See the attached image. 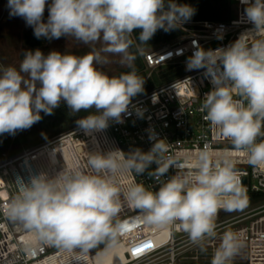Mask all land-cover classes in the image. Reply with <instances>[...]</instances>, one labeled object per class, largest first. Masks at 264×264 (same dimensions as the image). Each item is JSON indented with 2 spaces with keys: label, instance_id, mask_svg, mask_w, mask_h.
Instances as JSON below:
<instances>
[{
  "label": "clouds",
  "instance_id": "obj_1",
  "mask_svg": "<svg viewBox=\"0 0 264 264\" xmlns=\"http://www.w3.org/2000/svg\"><path fill=\"white\" fill-rule=\"evenodd\" d=\"M241 3L254 25L249 32L264 34V0ZM8 6L10 15L22 17L37 38L67 36L101 47L81 56L58 51L45 56L36 49L24 53L19 69L0 65V135L31 128L42 119L41 112L53 114L61 101L72 113L95 110L76 121L86 134L106 129L110 120L122 122L145 82L135 70L136 53L130 49L135 45L140 52L158 30L180 28L195 14L193 7L176 0H8ZM102 53L119 55V63L130 70L108 75L101 66L110 61ZM187 69H203L213 85L201 111L218 136L230 141L228 156L213 158L205 148L178 163L165 156L167 145L157 139L147 152L135 148L90 153L92 174L74 168L51 177L41 172L28 182L18 179V192L3 212L28 233L27 244L80 253L105 243L114 247L126 227L117 219L124 202L144 223L166 228L178 222L189 239L199 243L216 236L215 219L221 210L247 207L249 197L231 156H246L255 170L264 172V39L248 45L239 38L215 50L198 47ZM52 151L54 156L56 149ZM153 164L154 171H148ZM172 167L176 173L155 191L142 183L119 184L118 178L128 171L141 176L148 171L159 179ZM240 247L239 238L225 232L211 264H229Z\"/></svg>",
  "mask_w": 264,
  "mask_h": 264
},
{
  "label": "built area",
  "instance_id": "obj_2",
  "mask_svg": "<svg viewBox=\"0 0 264 264\" xmlns=\"http://www.w3.org/2000/svg\"><path fill=\"white\" fill-rule=\"evenodd\" d=\"M235 2L237 14L228 22L184 23L175 29L182 35L170 42L141 49L139 54L147 70L178 67L183 74L131 101L128 113L122 114V122L110 120L106 129L91 134L77 127L38 146L24 149L14 157L3 155L0 162V264H96L97 247L88 253H80L51 245L26 243L28 233L3 212L18 192V179L28 182L41 172L51 177L63 169L74 168L92 174L87 164L90 153H107L115 149L127 153L135 148L147 152L157 139H163L167 145L165 156L178 163L190 160L205 148L213 158L228 156L230 141L218 136L209 122L203 119L205 113L201 111L203 97L213 85L203 69L189 71L187 60L198 47L215 50L226 48L239 38L248 45L264 39V34L249 32L254 25L245 16L246 5L241 0ZM137 109L141 111L140 115ZM152 133L155 139H149ZM53 149H56L54 156ZM231 159L242 175L249 197L247 207L235 212H245L224 219L226 215L222 213L225 211L221 210L215 219L216 236L193 243L178 222L166 228L146 224L136 210L124 202L117 219L126 227L116 239V244L123 248V264H211L225 232L234 233L241 244L229 264H264V202L251 203L252 196L264 197V172L255 170L246 156L232 154ZM155 168L153 164L148 171ZM148 171L142 176L128 171L118 178L119 184L126 187L142 183L155 191L177 169L170 168L166 176L159 179L155 175L150 176ZM226 229L230 230L223 232ZM145 245L151 247L145 248ZM137 249L141 251L137 253Z\"/></svg>",
  "mask_w": 264,
  "mask_h": 264
},
{
  "label": "trees",
  "instance_id": "obj_3",
  "mask_svg": "<svg viewBox=\"0 0 264 264\" xmlns=\"http://www.w3.org/2000/svg\"><path fill=\"white\" fill-rule=\"evenodd\" d=\"M180 4H188L195 9V14L187 21L186 24H193L198 22H228L236 16V2L235 0H176ZM140 30H134L133 39H138ZM182 35L180 31L172 30L165 32L158 30L155 35L143 45L141 49H149L161 43H167ZM43 37L37 38L34 35L33 28L25 35V44L29 48L43 47ZM138 43V41L136 42ZM131 52L136 53L134 62L135 70L138 75L144 77V91L132 98V101L154 90L161 88L181 76V69L178 67H168L161 69L157 73H153L149 78L147 77L146 68L143 60L136 52L135 45L130 49ZM127 68L122 72H127ZM121 72V73H122ZM118 76V75H117ZM94 109L88 111H80L79 113H72L64 101L53 110V114L46 115L41 112L42 119L35 123L31 128L17 131L14 135L2 134L0 135V162L3 160V155L14 157L21 153L24 149L33 148L52 138L67 133L77 127V120L87 116ZM264 197L252 196V205L263 203Z\"/></svg>",
  "mask_w": 264,
  "mask_h": 264
},
{
  "label": "rangeland",
  "instance_id": "obj_4",
  "mask_svg": "<svg viewBox=\"0 0 264 264\" xmlns=\"http://www.w3.org/2000/svg\"><path fill=\"white\" fill-rule=\"evenodd\" d=\"M51 3V0H48ZM237 14V9H236ZM48 8L46 6L43 20L47 22ZM31 26H28L25 20L19 16L10 15V9L8 6V0H0V65L13 66L19 69L20 62L24 58V53L31 51L32 48L27 47L25 44V35L31 30ZM44 43L41 47V52L47 56L51 51H58L62 54L71 53L77 56L85 55L89 53L93 48L99 49L100 43L95 45H85L82 42H76L73 38L62 36L59 39H49L43 37ZM107 56L110 61L108 64L101 66V70L106 72L110 76H117L123 70L128 67L122 66L119 55H113L109 53H102ZM160 70H147V77L149 78L153 73H157ZM181 71V76L183 71ZM245 211H232L224 212L226 215L224 219L238 216ZM230 230L226 229L223 232ZM101 250V251H99ZM95 253V260L97 264H122L125 262L123 249H120L117 244L114 247H108L107 243L100 244Z\"/></svg>",
  "mask_w": 264,
  "mask_h": 264
},
{
  "label": "snow or ice",
  "instance_id": "obj_5",
  "mask_svg": "<svg viewBox=\"0 0 264 264\" xmlns=\"http://www.w3.org/2000/svg\"><path fill=\"white\" fill-rule=\"evenodd\" d=\"M151 247V245H145V248ZM141 249H137L136 252L139 253Z\"/></svg>",
  "mask_w": 264,
  "mask_h": 264
},
{
  "label": "water",
  "instance_id": "obj_6",
  "mask_svg": "<svg viewBox=\"0 0 264 264\" xmlns=\"http://www.w3.org/2000/svg\"><path fill=\"white\" fill-rule=\"evenodd\" d=\"M36 49H39V50H41L40 48H32V49H31V51H33V52H34ZM245 183H246V180H244V184H245Z\"/></svg>",
  "mask_w": 264,
  "mask_h": 264
},
{
  "label": "bare ground",
  "instance_id": "obj_7",
  "mask_svg": "<svg viewBox=\"0 0 264 264\" xmlns=\"http://www.w3.org/2000/svg\"><path fill=\"white\" fill-rule=\"evenodd\" d=\"M120 249H123L122 246L118 245ZM96 261V260H95ZM97 264V263H96ZM123 264V263H122Z\"/></svg>",
  "mask_w": 264,
  "mask_h": 264
},
{
  "label": "crops",
  "instance_id": "obj_8",
  "mask_svg": "<svg viewBox=\"0 0 264 264\" xmlns=\"http://www.w3.org/2000/svg\"><path fill=\"white\" fill-rule=\"evenodd\" d=\"M28 49H29V47H28Z\"/></svg>",
  "mask_w": 264,
  "mask_h": 264
}]
</instances>
